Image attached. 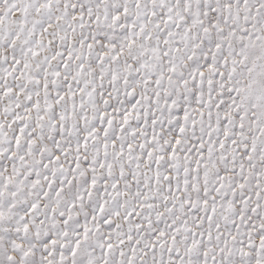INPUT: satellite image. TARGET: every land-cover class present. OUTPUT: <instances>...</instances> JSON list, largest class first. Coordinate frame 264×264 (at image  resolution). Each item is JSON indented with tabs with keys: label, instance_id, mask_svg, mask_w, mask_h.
I'll return each instance as SVG.
<instances>
[{
	"label": "snow or ice",
	"instance_id": "obj_1",
	"mask_svg": "<svg viewBox=\"0 0 264 264\" xmlns=\"http://www.w3.org/2000/svg\"><path fill=\"white\" fill-rule=\"evenodd\" d=\"M0 264H264V0H0Z\"/></svg>",
	"mask_w": 264,
	"mask_h": 264
}]
</instances>
